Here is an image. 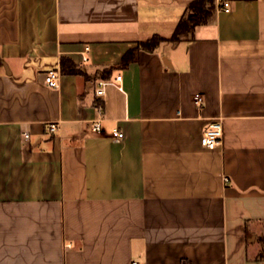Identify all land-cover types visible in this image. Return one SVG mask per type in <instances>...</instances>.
<instances>
[{"label":"crops","instance_id":"0c3cea01","mask_svg":"<svg viewBox=\"0 0 264 264\" xmlns=\"http://www.w3.org/2000/svg\"><path fill=\"white\" fill-rule=\"evenodd\" d=\"M191 1L0 0V264H264V0L118 67Z\"/></svg>","mask_w":264,"mask_h":264},{"label":"trees","instance_id":"16d2710c","mask_svg":"<svg viewBox=\"0 0 264 264\" xmlns=\"http://www.w3.org/2000/svg\"><path fill=\"white\" fill-rule=\"evenodd\" d=\"M216 0H193L185 8L184 13L174 27L173 32L169 37H163L157 34L152 35L150 38L140 41L135 48L129 49L120 60L119 68L126 67L129 63L135 60L138 50H153L160 42L170 41L179 42L186 35L193 32L197 25L206 24L214 20L216 12ZM250 1V0H248ZM114 67L106 69L111 71ZM60 71L65 74H75L80 72L76 65L66 57L60 59ZM264 255V248L260 253V258Z\"/></svg>","mask_w":264,"mask_h":264},{"label":"built area","instance_id":"2783aa9c","mask_svg":"<svg viewBox=\"0 0 264 264\" xmlns=\"http://www.w3.org/2000/svg\"><path fill=\"white\" fill-rule=\"evenodd\" d=\"M229 0H223L221 3V10L229 11ZM85 51L88 50V46L86 45L84 48ZM87 56L82 54V61H86ZM59 71L57 69H51L47 71L44 75V82L48 87L56 88L58 86V78H59ZM121 79L120 76L115 78V81H119ZM109 84H114V81L105 80V79H97L93 86V93L96 98H101L105 93V88ZM121 89L120 86H118ZM194 103L198 106L202 103V96L200 94H195L193 97ZM47 129L49 132L53 133L57 130V125L55 123H48ZM92 131L94 132H101L102 127L98 121H95L91 127ZM111 137L115 140H120L124 137V133L119 130L117 127L112 128ZM24 139L27 140L29 135L28 133L23 134ZM223 136V125L220 119H214L210 121L207 126L204 128L202 135L200 137V144L209 150L215 149L222 141ZM229 180L227 177H224V182L227 183ZM131 264H138V262L133 261Z\"/></svg>","mask_w":264,"mask_h":264}]
</instances>
